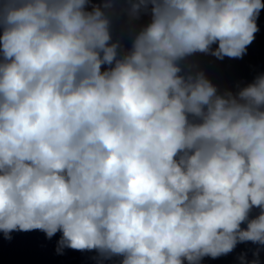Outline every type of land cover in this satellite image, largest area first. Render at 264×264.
Wrapping results in <instances>:
<instances>
[{
  "label": "clouds",
  "instance_id": "9594fccd",
  "mask_svg": "<svg viewBox=\"0 0 264 264\" xmlns=\"http://www.w3.org/2000/svg\"><path fill=\"white\" fill-rule=\"evenodd\" d=\"M262 10L0 0V233L59 232L58 252L95 251L98 264H201L251 242L240 264H260L264 74L221 92L184 62L242 59ZM118 12L130 48L113 39Z\"/></svg>",
  "mask_w": 264,
  "mask_h": 264
}]
</instances>
